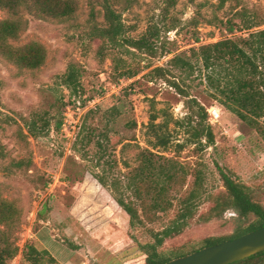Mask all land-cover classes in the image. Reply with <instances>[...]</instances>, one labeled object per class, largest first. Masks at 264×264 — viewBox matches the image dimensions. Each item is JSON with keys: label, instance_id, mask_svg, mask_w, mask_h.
<instances>
[{"label": "rangeland", "instance_id": "374dc122", "mask_svg": "<svg viewBox=\"0 0 264 264\" xmlns=\"http://www.w3.org/2000/svg\"><path fill=\"white\" fill-rule=\"evenodd\" d=\"M73 1L77 5L75 13L63 20L44 19L24 8L17 13L24 26L10 43H41L47 57L39 69H19L0 57V144L4 153L0 157V197L14 201L22 213L15 242L19 250L10 264H30L22 255L27 243L47 250L54 259L46 256L43 264H142L138 244L151 240L147 228L159 230L174 217L175 207L160 213L158 220L145 227H130L128 216L92 176L90 162L73 151V142L84 123L85 127L101 128V113L111 106H122L115 126L118 136L134 138L131 148L120 152L118 145L115 151L117 165L112 174L122 186L125 174L136 165V146L152 149L146 125L150 115L156 113V123L166 125L170 142L166 148L153 151L177 160L188 170L182 193L193 182L191 172L201 171L198 214L206 212L212 198L223 190L219 169L249 186L264 205L263 137L212 96L214 90L207 86L198 67L186 77L171 69L169 62L175 55L189 54L190 48L199 43L246 36L248 31L228 34L222 26L209 22H215V18L225 21L238 10L264 15V0H225L223 4L220 0H110L129 27L128 36L137 38L152 24L163 30L168 52L155 57L114 49L100 57L97 51L101 41L84 35L90 26L91 6L88 0ZM94 12L95 22L102 23L100 7L95 6ZM11 16V12L0 9V20ZM170 21L176 24L174 29L164 31ZM114 58L121 60L117 71ZM69 63L82 70L83 93L76 99L69 98L68 91L59 84V76ZM155 66L170 69L175 78H182L181 84L190 95L207 108L215 137L213 145L202 148L192 143L186 124L175 123L188 113L185 99L163 79L148 77ZM121 67L136 73L130 78L121 77ZM61 95L68 102L61 129H51L48 136L37 139L29 136L24 120L53 111L52 105ZM129 120L136 123L135 128L128 129ZM94 150L92 144L87 147L90 155ZM120 190L124 192L123 187ZM232 217V210H228L220 219L193 222L184 233L166 241L163 250L183 245L198 247L207 236L231 234Z\"/></svg>", "mask_w": 264, "mask_h": 264}, {"label": "trees", "instance_id": "16d2710c", "mask_svg": "<svg viewBox=\"0 0 264 264\" xmlns=\"http://www.w3.org/2000/svg\"><path fill=\"white\" fill-rule=\"evenodd\" d=\"M91 6L90 26L85 32L89 40L101 41L98 55L103 57L106 50H118L121 53L138 52L149 57L164 55L167 51V40L162 38V29L155 24L150 25L139 37L127 35L129 27L124 23L121 14L116 11L110 0H88ZM225 0H220L223 4ZM99 6L103 22H95L94 7ZM27 9L44 19L63 20L72 16L77 5L73 0H0V9L13 14L0 20V57L14 64L19 69H39L47 57L46 48L37 41L14 46L10 40L16 39L24 26L21 17L16 16L20 9ZM216 25L222 26L228 34L235 31H248L246 36L225 37L216 42L202 44L190 48L189 54H178L170 59L171 69L179 70L186 77L193 75L199 68L212 96L228 111L234 113L247 126L254 129L264 139V15L260 12L238 10L227 20L215 18ZM172 21L164 31L174 29ZM195 42H200L197 35ZM114 69H120L121 60L114 58ZM199 64V66H197ZM130 69L121 67L120 76L130 78L135 75ZM150 79H163L170 87L184 97L188 110L183 120H175L176 124L185 123L187 132L192 136V143L202 148L214 144V132L209 124L207 108L189 90L181 84L182 78H175L171 70L155 66L148 72ZM82 70L74 63H69L59 76V84L69 93V98L76 99L83 93L81 83ZM67 101L61 95L44 114H35L24 120L28 135L37 139L48 136L51 129L59 131L63 124V110ZM92 111V110H91ZM91 111L89 113H91ZM94 113V111H92ZM101 128L85 127L73 142V151L82 159L90 162L91 174L96 181L110 192L113 200L128 216L130 227H145L176 208L175 215L161 229H148L149 242L138 244L142 252V264H165L171 259L192 253L203 247L221 243L239 237L245 233L264 226V205L254 196L250 187L219 169L223 190L212 198L210 208L198 214L199 199L203 188L200 170H193V182L184 193L181 192L188 170L180 162L153 151L155 148H166L170 142L166 133V125L156 123L158 114L152 113L146 125L147 133L152 137L150 148H138L135 153L136 165L124 176V186L114 178L112 170L117 165L115 151L121 145L120 152L131 148L133 139L118 136L115 126L122 115V106H111L102 111ZM183 121V122H182ZM128 129L136 127L134 121H127ZM204 141V142H203ZM94 147L90 155L87 147ZM0 144V157L3 156ZM19 163L14 165L18 166ZM126 167L129 163L125 162ZM124 188V192L120 189ZM127 192V193H125ZM233 212V231L221 236H207L198 247L171 248L163 250L166 241L184 233L193 222L208 223L220 219L228 211ZM41 218V213H38ZM22 224L21 209L14 201L0 197V264H10L18 253L17 233ZM23 259L30 264H43L44 257H50L47 250H38L31 243L25 245ZM231 264H264V251Z\"/></svg>", "mask_w": 264, "mask_h": 264}, {"label": "water", "instance_id": "95a60500", "mask_svg": "<svg viewBox=\"0 0 264 264\" xmlns=\"http://www.w3.org/2000/svg\"><path fill=\"white\" fill-rule=\"evenodd\" d=\"M264 251V226L239 237L203 247L165 264H231Z\"/></svg>", "mask_w": 264, "mask_h": 264}]
</instances>
